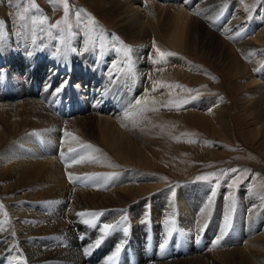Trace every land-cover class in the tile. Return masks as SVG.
I'll list each match as a JSON object with an SVG mask.
<instances>
[{"label":"bare ground","instance_id":"obj_1","mask_svg":"<svg viewBox=\"0 0 264 264\" xmlns=\"http://www.w3.org/2000/svg\"><path fill=\"white\" fill-rule=\"evenodd\" d=\"M86 3L130 57L97 47L83 54L80 34L48 49L7 37L0 48V264H264V197L208 184L167 189L133 167L150 162L158 135L145 83L146 49L159 37L172 53L220 62L246 88L245 134L264 152V2L250 24L245 0ZM203 105L198 123L215 105L210 114L227 122L221 101ZM105 223L118 227L105 233ZM164 245L171 251L157 256Z\"/></svg>","mask_w":264,"mask_h":264},{"label":"rangeland","instance_id":"obj_2","mask_svg":"<svg viewBox=\"0 0 264 264\" xmlns=\"http://www.w3.org/2000/svg\"><path fill=\"white\" fill-rule=\"evenodd\" d=\"M45 2L49 5L40 0H12L11 3L0 0V21L3 22L0 23V39L3 45L10 37L20 44L21 49L26 40L48 49L50 42L66 44L68 39L80 34L87 41L83 54L97 47L107 52L119 51L124 59L130 57L128 47L122 48L118 39L111 41L106 23L95 15L86 0H68L67 11L61 0ZM245 2L249 11L243 14L242 22L257 17L264 0ZM43 17H47V22L41 25L38 21ZM247 22L250 24V20ZM57 23L59 30L49 29L50 24ZM263 28L264 18L257 32ZM156 39L155 44L146 49L153 68L145 85L149 94L147 105L150 111L153 110L152 122L158 135L155 148L151 149L150 162L138 161L133 167H143L144 171L164 179L163 185L167 189L208 184L214 192L228 189L231 197L244 188L264 197V152L256 140L245 134L251 125L250 118L238 106L246 88L237 86V79L223 64L200 53L174 50V55L161 58L156 50L172 53L171 48L161 37ZM177 56L194 64L196 70L172 62L171 58ZM209 99L225 105L222 111L227 114V124L210 114L216 105L205 111L202 123L194 118V113L200 106L204 109L203 103ZM148 118H151L150 114ZM170 251L171 246L164 245L158 247L155 254L165 256Z\"/></svg>","mask_w":264,"mask_h":264},{"label":"snow or ice","instance_id":"obj_3","mask_svg":"<svg viewBox=\"0 0 264 264\" xmlns=\"http://www.w3.org/2000/svg\"><path fill=\"white\" fill-rule=\"evenodd\" d=\"M9 2L11 3L12 0H9ZM25 2H26V0H25ZM61 3L63 4L65 10L67 11V10H68V0H61ZM35 22H36V21H34V23H35ZM38 22H39L41 25H43L44 23L47 22V17H43V18H41ZM0 23H3V22L0 21ZM53 28L59 30V23H57V24H50V25H49V29H53ZM2 46H3V40L0 39V47H2ZM68 50H69V51H76L75 48H69ZM130 51H131V49H129V52H130ZM156 51L159 53V56H160L161 58H164V57H167V56L174 55V53L161 52L159 49H157ZM159 62H160V61H156V63H159ZM114 67H115V65H114ZM136 104H137V105H140V104H141V101H140V100H137V101H136ZM87 147H91V146L88 145ZM69 152H78V150H77V149H69ZM73 159H74L75 163H77V164L84 162V158H83L82 156H79V157H73ZM69 179H70V180L72 179V175H71V174H69ZM202 179H207V177H202ZM78 215H85V213H78ZM115 227H118V225H112V224H107V223H105V224L102 225V229H101V231L106 233L108 230H111V229H113V228H115ZM218 242H219V241H217V243H218ZM97 243H99V241H98ZM85 254H87V253H85Z\"/></svg>","mask_w":264,"mask_h":264}]
</instances>
